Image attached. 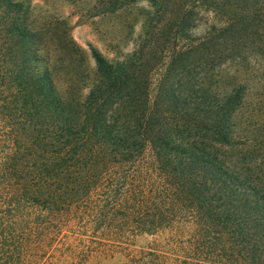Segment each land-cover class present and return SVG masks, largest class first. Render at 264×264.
<instances>
[{
	"label": "trees",
	"instance_id": "trees-1",
	"mask_svg": "<svg viewBox=\"0 0 264 264\" xmlns=\"http://www.w3.org/2000/svg\"><path fill=\"white\" fill-rule=\"evenodd\" d=\"M149 1L137 49L89 44L88 92L64 98L51 29L0 0V264H264V0Z\"/></svg>",
	"mask_w": 264,
	"mask_h": 264
},
{
	"label": "rangeland",
	"instance_id": "rangeland-1",
	"mask_svg": "<svg viewBox=\"0 0 264 264\" xmlns=\"http://www.w3.org/2000/svg\"><path fill=\"white\" fill-rule=\"evenodd\" d=\"M23 1L31 4L37 25L51 29V71L64 98H68L69 93L78 86L83 87L84 93L88 92L96 71L89 44L97 47L109 60L124 58L141 43L144 25L148 15L153 13V3L149 0H141L114 15H99L94 8L97 0ZM201 17L200 25L195 30L197 34L204 33L216 21L213 11L204 12ZM64 31L67 40L79 47L78 52L63 38ZM236 64L228 62L224 66L233 74L238 70ZM76 80H80L81 84H74ZM261 85L262 88L250 91L251 105L248 108H255V117L264 124V80ZM243 140L250 144L247 138ZM259 150L264 156V148ZM90 264H126V260L119 255L101 254Z\"/></svg>",
	"mask_w": 264,
	"mask_h": 264
}]
</instances>
